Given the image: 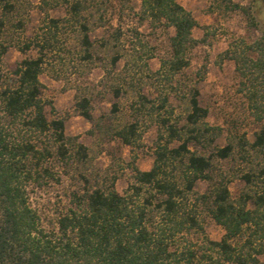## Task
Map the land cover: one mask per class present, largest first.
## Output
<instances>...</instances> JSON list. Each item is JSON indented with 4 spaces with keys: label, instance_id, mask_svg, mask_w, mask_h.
I'll return each instance as SVG.
<instances>
[{
    "label": "trees",
    "instance_id": "obj_1",
    "mask_svg": "<svg viewBox=\"0 0 264 264\" xmlns=\"http://www.w3.org/2000/svg\"><path fill=\"white\" fill-rule=\"evenodd\" d=\"M62 1L66 14L46 15L41 32L20 45L23 51L35 47L36 54L22 57L11 72L2 70L9 43L0 40V264H264V123L250 141L239 137L236 142L217 143L223 128L205 119L207 108L200 102L198 81H180L176 76L189 64V50L205 40L192 33L197 20L191 10L178 0H140L141 18L170 25L173 33L168 53L152 71L164 88L152 98L136 90L123 124L104 126L102 116L94 117L86 95L75 101L79 114L126 144L139 139L143 116L157 124L151 166L142 169L131 161L132 179L120 192L114 186L116 172L99 183L87 171L88 147L65 133V117H48L45 112L47 103L53 112L55 107L41 94L39 74L58 33L71 26L79 35L82 57H91L84 13L89 1ZM216 1L242 12L258 30L251 40L230 43L221 56L233 59L238 88L254 118L263 120L264 28L260 22L264 0ZM3 6L10 11L14 1L4 0ZM2 25L0 18V31ZM142 50L147 54V48ZM120 56L114 53L111 62ZM138 56L142 58L141 53ZM120 91L121 85L113 87L116 96ZM170 92L186 100L181 124ZM251 150L261 152L263 164L247 157ZM236 152L242 157H229ZM216 159L246 163L240 173L245 187L237 195L229 189L232 176L217 166ZM56 166L64 172L74 166L82 189H72L73 205L57 217L56 228L48 229L29 206L25 185L59 180ZM197 180H206L207 189L196 190ZM203 211L222 226L223 233L218 239L203 233L201 243L194 245L184 234L203 232Z\"/></svg>",
    "mask_w": 264,
    "mask_h": 264
},
{
    "label": "rangeland",
    "instance_id": "obj_2",
    "mask_svg": "<svg viewBox=\"0 0 264 264\" xmlns=\"http://www.w3.org/2000/svg\"><path fill=\"white\" fill-rule=\"evenodd\" d=\"M11 1H14L15 7L8 11L3 6L4 0H0V18L3 19L0 40L9 43L1 60L4 72H11L25 55L36 54L35 47L23 51L20 45L41 32L46 15L66 14V4L62 0ZM88 1L84 13L89 21L91 57H82L79 35L67 25L58 33L56 46L45 57L44 67L39 74L41 94L51 99L55 107L53 112L48 103L45 105L47 116L63 115L65 133L87 145V171L99 183L116 172L118 176L114 186L123 192L132 179L131 161L142 169L151 166L157 124L147 115L143 116L139 125V139L133 144H126L110 131L99 130L79 114L75 101L81 95H86L94 117L102 116L104 126L123 124L130 112V103L136 99V90L152 98L159 88H164L162 80L153 76L152 71L159 66L160 58L168 53L173 27L153 23L148 17L141 18L140 0ZM178 1L190 9L197 20V25L192 29L193 35L197 38L204 36L205 40H200L189 50L190 62L176 76L180 81H198L199 99L207 108L205 119L223 128L216 139L217 143L224 144L228 140L236 142L239 137L252 140L264 119L257 120L252 115L243 92L238 88L239 77L233 59L225 58L221 53L240 38L251 40L258 30L248 24L242 12L226 9L216 0ZM261 3L264 7V1ZM261 16L260 26L264 28V8ZM139 40L145 45L141 46ZM143 48H147V54L142 53ZM116 52L121 56L112 63L111 56ZM139 53L142 58L138 56ZM118 84L121 91L116 96L113 87ZM169 96L175 113L181 115L178 122L181 124L186 100L173 92ZM113 102H116L115 108ZM229 157L242 156L236 152ZM247 157H251L256 165L263 164L259 151L251 150ZM214 162L232 176L229 189L232 195H237L245 187L240 173L246 163L239 159H216ZM56 167L61 173L59 180L51 179L40 185L29 181L25 185L29 206L38 214L40 224L48 229L56 228L57 217L73 205L72 189H82V182L79 183L73 174L74 166L69 172ZM207 187L206 180H197L195 184L198 191H204ZM201 215L203 232L191 230L184 234L194 245L201 243L203 233L212 239H218L223 233L222 226L210 214L203 211Z\"/></svg>",
    "mask_w": 264,
    "mask_h": 264
}]
</instances>
